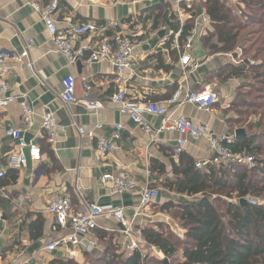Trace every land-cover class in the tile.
Returning <instances> with one entry per match:
<instances>
[{
    "label": "crops",
    "instance_id": "crops-1",
    "mask_svg": "<svg viewBox=\"0 0 264 264\" xmlns=\"http://www.w3.org/2000/svg\"><path fill=\"white\" fill-rule=\"evenodd\" d=\"M49 1L0 0L2 49L19 55L28 40L33 42L28 57L7 75L8 90L2 96L23 98L31 106L33 126L24 130L22 136L26 142L36 144L41 152L39 163L14 165L9 162V157L17 153V145L5 136L4 130L7 127L23 128L22 115L15 103L0 110V165L5 173L0 180V264H53L70 259L83 264L86 256L98 258L103 253L104 244L96 237L97 231L112 235L119 253H124L120 227L112 218L98 220V229L88 237L97 245L91 251L69 247L45 251L47 243L69 233L68 229L59 228L54 218L46 213L48 203L56 196H67L73 213L77 215L84 213L90 204L121 206L136 232L148 225L161 224L182 236L184 231L159 210L169 202L177 204L191 200L170 193L161 185L172 177V164L178 162L172 150L180 135L170 129L157 133L164 118L147 114L143 117L153 133H144L129 117L114 109L109 99L118 91L125 90L129 97L141 102H160L168 99L178 87L189 91L211 89L220 69L226 66L222 63L223 58L230 56L209 55L200 41L204 35H194L189 54L198 69L189 73L180 66L176 49L179 47L178 33L191 15L186 10L191 6L198 10L193 30L196 24L201 26L198 16L203 11L200 4L205 0H180L181 18L174 6L176 0H126L124 4L115 0H58V13L55 15L58 31L65 30L70 24L92 23L106 27L103 36L107 39L117 33L131 37L134 43L131 68L121 75L115 74L106 62L89 66L83 62L68 65L54 51L39 12ZM160 3L169 6L167 18L177 17L179 30L176 34L163 23L154 27L156 12L153 8ZM207 31L213 32L212 24ZM87 43L86 40L81 41V44ZM67 76L75 80L77 99L84 96L83 86L90 85V98L102 103L103 109L87 112L77 104L64 105L59 94L61 82ZM238 81L235 78L225 80L226 86L221 93L211 89L218 102L210 111H199L184 104L170 111L169 120L181 116L192 119L206 125L213 135L230 137L229 144L234 143L237 129L228 125L232 117L228 115L229 107L225 102L232 99L237 86L233 84ZM46 111L52 113L56 120V135L52 143L44 137L41 128V119ZM73 125L83 128L91 138L80 137ZM118 126L121 128L120 139L114 143V152L104 159L95 144L101 138L110 139L111 132ZM181 154L188 155L195 163L210 157L203 141H188ZM117 170L130 172L139 187L152 185L160 190L158 200L149 208L147 215L134 217V209L139 203L138 193L111 196L100 185L103 173ZM12 175L15 176L14 181L10 179ZM76 183L81 189L79 193L75 190ZM36 222L40 226L37 237L35 228L32 232L29 228ZM145 250L157 259L161 257L150 247L145 246L144 254Z\"/></svg>",
    "mask_w": 264,
    "mask_h": 264
},
{
    "label": "trees",
    "instance_id": "trees-1",
    "mask_svg": "<svg viewBox=\"0 0 264 264\" xmlns=\"http://www.w3.org/2000/svg\"><path fill=\"white\" fill-rule=\"evenodd\" d=\"M235 6L244 9H239L238 14L225 0L202 2L200 8L209 17L213 32L201 36L200 41L209 55L233 54L239 48L245 56L241 68L227 65L220 69L226 70L223 75L218 73V76L251 83L237 88L240 92L241 88H248L251 101L247 99L249 93H238L232 107L237 108V114L255 119L245 127L239 124L238 118L230 120L233 128L244 131V136L235 137L229 147L252 156V168L231 164L196 170L195 162L188 155L180 154L177 164H172V177L161 185L168 192L191 200L169 202L159 210L184 231L183 235H176L161 224L141 228L142 241L161 255V259H157L139 252L130 256L119 253L113 236L97 231L96 237L104 244L103 253L98 258L86 256L83 264H164V260H172L169 264H264V0H236ZM168 9L163 3L153 8L156 12L154 27L163 23L176 34L177 17L167 18ZM186 11L191 15L180 30V48L191 34L198 12L192 6ZM10 179L14 181L15 176ZM247 196L261 198L263 204H240ZM29 228L31 232L35 228V237L39 236L37 222ZM53 264L79 263L70 259Z\"/></svg>",
    "mask_w": 264,
    "mask_h": 264
},
{
    "label": "built area",
    "instance_id": "built-area-1",
    "mask_svg": "<svg viewBox=\"0 0 264 264\" xmlns=\"http://www.w3.org/2000/svg\"><path fill=\"white\" fill-rule=\"evenodd\" d=\"M87 1V0H86ZM118 4L126 3V0H115ZM180 0H176L174 6L178 17L181 18L182 11L179 9ZM41 20L48 34L49 42L54 51L62 56L68 65L74 66L78 62L85 65L97 63H108L115 74L121 75L124 71L131 68L132 54L134 43L128 34L117 33L111 39L105 38V26H98L92 23H82L78 25L70 24L63 31L56 28L55 15L58 13V0H50L43 8L39 9ZM201 26L195 25L191 34L185 38L183 48L176 47L179 54V64L183 70L189 73L198 69L193 63L190 54V44L194 35H206L207 28L211 25L209 17L202 11L198 16ZM180 32L178 33V35ZM88 41L87 44H81V41ZM33 42L28 40L25 43L24 50L19 55L2 49L0 45V110L9 105L16 104L21 112V121L23 128L7 127L4 130L6 137L10 138L17 145V153L9 157V162L14 165H25L27 163L24 151L29 150V161L39 163L41 161V152L39 147L34 143H28L22 136L24 130H29L33 126L34 113L31 106L25 99L14 97H3L6 94L8 86L6 77L15 65L21 64L28 57L29 49ZM238 63L241 61L239 56L241 51L237 49ZM230 55V54H228ZM236 58V54L234 53ZM235 60V59H234ZM242 63V62H240ZM250 64H253L252 62ZM84 96L77 99L75 95V80L71 76L65 77L61 82V92L59 98L64 105L77 104L82 106L87 112H96L103 109L102 103L90 98V85L85 84ZM218 102V97L209 88L200 91L183 90L178 87L173 94L160 102H141L136 98L129 97L125 90H120L113 94L109 99V104L120 114L129 117L141 131L151 135L153 133L150 125L147 123L144 114L159 116L164 118L162 130L176 131L181 138L178 139L176 146L172 150L174 158H177L184 146L191 142L203 141L206 143L210 157L205 161L195 163L196 170H202L206 166H228L231 164L243 166L251 169L254 163L253 157L245 151L235 152L229 147L230 137H218L213 135L208 127L202 123L183 116L177 117L170 121L168 114L184 104L193 106L196 110L208 112ZM171 122L170 124H168ZM75 127V125H73ZM41 128L44 137L52 143L56 135V120L52 113L44 112L41 119ZM80 137L91 138L86 135L81 127H75ZM120 127H115L110 134V139H99L95 148L104 159L109 157L115 150V142L120 139ZM4 170L0 165V180L4 178ZM102 187L106 188L111 196H121L127 193H138L139 203L134 209V217L144 216L149 212V208L158 200L160 190L152 188L150 185L139 187L134 176L126 170L109 171L102 174L99 179ZM75 190L80 192V187L76 183ZM243 200L252 205L258 206L263 204V200L257 197H245ZM46 213L51 215L57 226L61 229H68L67 235L61 236L50 241L44 246L45 251H54L59 247L80 248L93 250L97 247L95 242L89 241L88 237L98 229V220L101 218L114 219L120 229L119 234L124 241V254L130 256L134 252L143 253L145 243L142 241L139 232L134 230L133 222L127 219L124 208L121 206H98L90 204L82 214H74L71 208L70 199L67 196L54 197L46 207ZM151 250H154L151 248ZM197 264V263H195Z\"/></svg>",
    "mask_w": 264,
    "mask_h": 264
},
{
    "label": "rangeland",
    "instance_id": "rangeland-1",
    "mask_svg": "<svg viewBox=\"0 0 264 264\" xmlns=\"http://www.w3.org/2000/svg\"><path fill=\"white\" fill-rule=\"evenodd\" d=\"M226 1V3L228 4V5H230L233 9H234V11L235 12H237L238 14H239V9L241 10V9H244V7H242V6H240V7H237L236 8V6H235V1L236 0H225ZM242 11V10H241ZM239 49V48H238ZM241 52V55L239 56V59L241 60V61H239V63H238V61H236L237 60V55H236V58H234L235 60H233V58L231 57V56H235V55H233L234 53L235 54H237V53H239L238 51H237V49H235V51H234V53L233 54H230L229 56H230V58H228V57H225V58H223V61H222V63H224V65H232V66H234V67H242L243 66V64L242 63H240V62H243V60H244V58H245V56L243 57L242 56V50L241 49H239ZM224 57V56H223ZM225 67V66H224ZM224 67H222V68H224ZM218 71V70H217ZM226 70L225 69H223V70H220L219 71V73H221L222 75H223V73L225 72ZM247 84H250L251 85V83H250V81H243V80H240V81H238V83L236 84V83H234L233 85H237L236 86V88H234L235 86H233V88H234V92H233V97H232V99L231 100H226V104H227V106L229 107V110H228V115H230V117H232V119L233 118H238L239 119V124H241V126H244L245 127V125L247 124V123H249L250 121H253L255 118L254 117H251L250 115H244V116H242V115H240V114H237L236 113V111H238L237 110V108L236 107H232V104H234V102L236 101V100H238V99H236V95L238 94V93H249V92H247V91H249L248 90V88H241L242 90H241V92H240V90L239 89H237V88H239V87H242V85H246L247 86ZM230 85H232V84H230ZM226 85H225V79H223V76H219L217 79H215L214 81H213V85L210 87L211 89H213V90H215V92H217V93H221V89H224V87H225ZM235 89H236V91H235ZM238 90H239V92H238ZM250 94L251 93H249V96H247V99H248V101H251V96H250ZM242 96L243 97H245L244 96V94H242ZM244 99H246V98H244ZM238 104V103H237ZM247 113L249 114V113H251V110H247ZM228 125H229V127L230 128H233V123L231 122V123H228ZM233 203H234V200L232 201ZM155 211V210H154ZM145 252V254H148V255H151V252H149V251H144ZM144 254V255H145ZM158 259H161V257H159ZM167 261V260H166ZM169 263H172V260L170 261H167V264H169Z\"/></svg>",
    "mask_w": 264,
    "mask_h": 264
},
{
    "label": "water",
    "instance_id": "water-1",
    "mask_svg": "<svg viewBox=\"0 0 264 264\" xmlns=\"http://www.w3.org/2000/svg\"><path fill=\"white\" fill-rule=\"evenodd\" d=\"M234 134H235L236 138L239 137V136H244V131L243 130H235ZM24 154L26 155V158H27V163L26 164L29 165L30 164L29 157H28L29 150L26 149L24 151ZM244 203H246V202L243 199H241L240 200V204H244ZM164 264H167L166 260H164Z\"/></svg>",
    "mask_w": 264,
    "mask_h": 264
}]
</instances>
